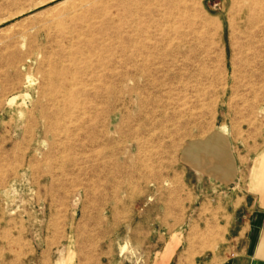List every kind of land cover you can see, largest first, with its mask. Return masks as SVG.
<instances>
[{"label":"rangeland","instance_id":"374dc122","mask_svg":"<svg viewBox=\"0 0 264 264\" xmlns=\"http://www.w3.org/2000/svg\"><path fill=\"white\" fill-rule=\"evenodd\" d=\"M263 155L264 0H0V264H201Z\"/></svg>","mask_w":264,"mask_h":264},{"label":"crops","instance_id":"0c3cea01","mask_svg":"<svg viewBox=\"0 0 264 264\" xmlns=\"http://www.w3.org/2000/svg\"><path fill=\"white\" fill-rule=\"evenodd\" d=\"M240 206L228 212L225 240L209 250L201 264H264V206L258 207L257 197L250 193L243 194ZM168 233L171 237L158 250L154 264H171L180 251L183 240L178 233ZM182 264H190L189 258Z\"/></svg>","mask_w":264,"mask_h":264},{"label":"bare ground","instance_id":"6f19581e","mask_svg":"<svg viewBox=\"0 0 264 264\" xmlns=\"http://www.w3.org/2000/svg\"><path fill=\"white\" fill-rule=\"evenodd\" d=\"M263 181H264V155L261 158V164H260V169H259V174H258V183H261Z\"/></svg>","mask_w":264,"mask_h":264}]
</instances>
